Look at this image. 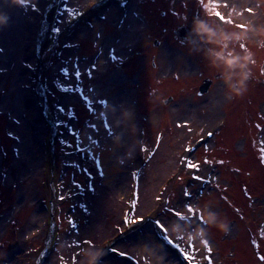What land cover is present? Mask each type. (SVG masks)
<instances>
[{
    "label": "rangeland",
    "instance_id": "rangeland-1",
    "mask_svg": "<svg viewBox=\"0 0 264 264\" xmlns=\"http://www.w3.org/2000/svg\"><path fill=\"white\" fill-rule=\"evenodd\" d=\"M200 1L110 0L72 23L98 0H0V264H80L100 247L97 264H264V75L251 64L264 68V0H202V16ZM239 5L242 16L228 15ZM214 9L231 23H216ZM198 23L226 37L230 66L211 65L220 47ZM248 70L261 81L248 76L233 93ZM193 140L205 144L193 150ZM105 141L120 142L116 179L93 152ZM154 144L138 165V149ZM206 212L214 223L197 219ZM135 215L141 224L123 220ZM157 218L190 261L164 243ZM225 219L227 233L216 227Z\"/></svg>",
    "mask_w": 264,
    "mask_h": 264
},
{
    "label": "clouds",
    "instance_id": "clouds-1",
    "mask_svg": "<svg viewBox=\"0 0 264 264\" xmlns=\"http://www.w3.org/2000/svg\"><path fill=\"white\" fill-rule=\"evenodd\" d=\"M13 3L17 4V0H12ZM244 12V8H242L240 5L236 8L235 11H233L232 7L230 6L229 10H228V15L233 16V17H239L242 16ZM3 17H0V22L3 21ZM216 23L220 24V25H224L223 21L218 20ZM196 32L199 35H202L206 42L208 44H215L217 46L220 47V51L216 53V57L213 58L211 60V65L213 67H216V63L215 60L216 59H220L223 60V62L225 63V65H231L233 63V57L232 55L229 54H225V50L227 48V41H226V37L225 36H220L217 37V35L215 33H213L211 30H206L201 23H198L196 25ZM241 48H244V45L241 43L240 44ZM252 63H254V61H252ZM261 74H264V68L260 69ZM248 79V74L244 75V78L242 80H240L239 83V87H237L236 84H230L229 88L231 89V91L235 94H242L243 91H246L247 89V85H246V80ZM217 217L215 213H211V212H206V214L204 215V220L203 223L205 224H210V223H214L216 221ZM229 222H227V220L225 219V221L219 222L218 224H216V227L227 233L229 231ZM168 228V226H167ZM196 235H199L201 237V243L206 244L204 241V232L202 229H198ZM190 243V242H189ZM95 251H91L89 253L90 255V259L89 260H81L80 264H97L98 258L104 253V248L100 247V248H95ZM147 251H151L149 249H147ZM153 252V251H151ZM154 253V252H153ZM162 257H157L155 259V264H162Z\"/></svg>",
    "mask_w": 264,
    "mask_h": 264
},
{
    "label": "snow or ice",
    "instance_id": "snow-or-ice-1",
    "mask_svg": "<svg viewBox=\"0 0 264 264\" xmlns=\"http://www.w3.org/2000/svg\"><path fill=\"white\" fill-rule=\"evenodd\" d=\"M24 3V0H17V4L19 5H22ZM248 12H252V9L251 8H248L247 9ZM215 16L218 20L220 21H223L225 23H231L230 20L227 19L226 16H224L220 11H216L215 13ZM240 28H245L246 25H239ZM209 135H212L211 133H209ZM189 151H191V149H189ZM262 152H264V149H261ZM261 162H264V157H261ZM188 167L189 168H192V169H198L199 168V165L197 164H188ZM193 179L195 181H202L204 180L203 177L199 176V175H194L193 176ZM184 196L186 197H191V193L189 191H187V189L184 190ZM157 199L159 200L160 197H157ZM191 214L193 215H196V209L193 207L192 203H187L185 206H184ZM163 211L167 212L168 215L170 216H174V217H181L183 218V213L180 211V210H177L175 207H163L162 209ZM145 216L143 215H135L134 218H130V217H124L123 220H126L128 224H132L134 222V219H137V220H142L144 219ZM197 219L199 221H203L204 220V215L201 213L197 216ZM155 224L157 225V227L160 229L161 233L163 234L164 238L168 241V243L170 244H173L174 246H179L178 247V250H181V247H180V244L179 243H174V240L173 238L170 236L169 234V231H168V228H167V224H168V221L167 220H162L160 218H157L155 220ZM122 229L121 228H118V231H121ZM82 243L84 244H91V241L88 240V241H83ZM206 244L208 242H205ZM111 251L113 252H116L117 254L119 255H123V256H128V253L124 250H121V249H116V248H113L111 249ZM208 251H211V248L208 249ZM182 254L185 255V259L187 261H190L192 259V256L190 255V253L188 251H186L184 248H182ZM73 259L75 260L76 257H73ZM145 259H147V257H145ZM261 260H264V256H261L260 257Z\"/></svg>",
    "mask_w": 264,
    "mask_h": 264
},
{
    "label": "bare ground",
    "instance_id": "bare-ground-1",
    "mask_svg": "<svg viewBox=\"0 0 264 264\" xmlns=\"http://www.w3.org/2000/svg\"><path fill=\"white\" fill-rule=\"evenodd\" d=\"M117 144L119 145L120 142L119 141H117V142L105 141V142H103V144H101L100 146L95 147L94 150H93L94 153H97V152L100 153L101 160H102L103 164L105 163L106 171H107L108 175H111L113 177V179H116V175L115 174L118 171L114 167H112V165L109 164L110 163L109 156L112 154L113 149L115 147H117ZM152 250L153 249H151V251Z\"/></svg>",
    "mask_w": 264,
    "mask_h": 264
},
{
    "label": "water",
    "instance_id": "water-1",
    "mask_svg": "<svg viewBox=\"0 0 264 264\" xmlns=\"http://www.w3.org/2000/svg\"><path fill=\"white\" fill-rule=\"evenodd\" d=\"M209 86V83H207L206 85L203 86V90H206Z\"/></svg>",
    "mask_w": 264,
    "mask_h": 264
},
{
    "label": "trees",
    "instance_id": "trees-1",
    "mask_svg": "<svg viewBox=\"0 0 264 264\" xmlns=\"http://www.w3.org/2000/svg\"><path fill=\"white\" fill-rule=\"evenodd\" d=\"M253 77H256V76H253ZM256 80H259V79L256 77Z\"/></svg>",
    "mask_w": 264,
    "mask_h": 264
}]
</instances>
